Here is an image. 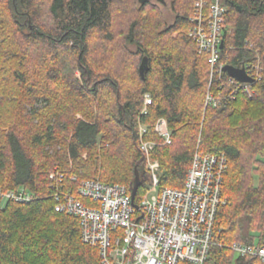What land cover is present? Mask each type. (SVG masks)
Listing matches in <instances>:
<instances>
[{
    "label": "trees",
    "instance_id": "trees-1",
    "mask_svg": "<svg viewBox=\"0 0 264 264\" xmlns=\"http://www.w3.org/2000/svg\"><path fill=\"white\" fill-rule=\"evenodd\" d=\"M221 1L220 62L254 68L250 93L225 69L211 77L209 54L189 35L195 0H173L172 23L152 1L0 0V187L38 196L0 206V264H101L79 218L56 211L49 173L62 169L73 190L99 178L132 193L138 168L139 202L150 183L141 124L157 143L162 186H185L197 149L226 153V202L206 264H264L231 248L264 243V0ZM209 91L217 104L207 103ZM162 116L171 144L155 130Z\"/></svg>",
    "mask_w": 264,
    "mask_h": 264
},
{
    "label": "built area",
    "instance_id": "built-area-1",
    "mask_svg": "<svg viewBox=\"0 0 264 264\" xmlns=\"http://www.w3.org/2000/svg\"><path fill=\"white\" fill-rule=\"evenodd\" d=\"M204 3L210 5V10L203 9ZM218 3L219 0L215 4L197 0L195 10L204 12L210 20L208 23L193 21L189 31L198 36L200 47L209 53L211 77L214 73L222 74L224 68L219 48L223 13L216 10ZM243 86L250 93L249 84ZM207 96L208 102L218 103L212 92ZM148 97L152 102L149 94ZM155 130L164 144L172 143L167 118L159 117ZM140 131V148L150 183L139 202L136 197L133 201L126 185L99 178L78 181L73 190L66 182L65 172L55 167L49 173L55 188V209L79 218L82 241L99 248L101 264H206L213 244L217 210L226 202L222 186L228 169L227 155L197 149L185 186H162L161 164L152 158L157 143L143 137L147 131L144 124L140 125ZM76 180L77 176L71 178L72 182ZM35 198L26 187H0V206L8 201L26 203ZM231 248L240 255L264 260V243L235 242Z\"/></svg>",
    "mask_w": 264,
    "mask_h": 264
},
{
    "label": "bare ground",
    "instance_id": "bare-ground-1",
    "mask_svg": "<svg viewBox=\"0 0 264 264\" xmlns=\"http://www.w3.org/2000/svg\"><path fill=\"white\" fill-rule=\"evenodd\" d=\"M152 1V0H151ZM196 1L197 0H195V3H196ZM217 2V0H212V3L211 4H215ZM205 6H206V3H204L203 4V9L205 10ZM194 7H195V4H194ZM216 7V10L218 11V12H221V13H223L222 14V17H223V21H222V25H221V31H220V42H219V48H220V51H221V48L223 47V46H221V44H223V35H224V32H225V28H226V24H225V14H226V12H227V7L222 3V1L221 0H219V3L215 6ZM196 9V8H195ZM209 10H210V8H209ZM209 20H210V18H208L207 17V15L204 13V12H200V11H198V10H195V13H194V15H193V17L191 18V22H192V25H193V21L195 22V23H197V22H199V21H203V23H208L209 22ZM203 23H201V24H203ZM192 27V26H191ZM190 31V30H189ZM189 35L191 36V37H193L195 40H196V42H197V46H198V49H199V51L200 52H206L207 54H209L206 50H202V48L200 47V43H199V38H198V36H193L191 33H189ZM258 67H259V65H257ZM225 67V66H224ZM242 68H244L245 69V67H242ZM223 70H224V68H223ZM246 70V69H245ZM246 72L249 74V76H251L253 79H254V81H255V76L253 75V74H251L250 73V71H248V70H246ZM234 79H236V80H238L239 82H241L243 85L244 84H249V86H250V84L252 83V82H245V81H240L239 79H237L236 77H234L233 75H231ZM246 89V88H245ZM208 97V96H207ZM206 101H207V98H206ZM207 103H210V102H208L207 101ZM165 118V117H164ZM158 120V119H157ZM140 133H141V131H140ZM140 140H141V137H140ZM21 187H23V186H21ZM32 192V191H31ZM38 196L36 195V198H37ZM35 198V199H36Z\"/></svg>",
    "mask_w": 264,
    "mask_h": 264
},
{
    "label": "water",
    "instance_id": "water-1",
    "mask_svg": "<svg viewBox=\"0 0 264 264\" xmlns=\"http://www.w3.org/2000/svg\"><path fill=\"white\" fill-rule=\"evenodd\" d=\"M141 3H145L147 1L151 0H139ZM223 46V44H221ZM149 69V59L147 57L143 58V61L140 66V72L143 78L146 77V71ZM225 70H227L231 75L239 79L240 81L245 82H253L254 79L249 76V74L246 72L244 68H236L232 65H226L224 67ZM144 183V179L141 177L140 171L138 168L135 170V178H134V184L132 186V198L135 202V197L137 195L138 189L141 186V184Z\"/></svg>",
    "mask_w": 264,
    "mask_h": 264
},
{
    "label": "rangeland",
    "instance_id": "rangeland-1",
    "mask_svg": "<svg viewBox=\"0 0 264 264\" xmlns=\"http://www.w3.org/2000/svg\"><path fill=\"white\" fill-rule=\"evenodd\" d=\"M152 2L158 4L161 7V9H162V11H163L168 23H172L175 20L176 13H175V11L172 8L173 0H152ZM129 47L133 51H135L137 49L136 45H134V44H130ZM77 75L80 76L81 75L80 72H77ZM148 94H149L150 98L153 99L149 92L145 93L143 112H146L148 110V106L152 103V102H149ZM38 105L40 106V103H38ZM145 109H146V111H145ZM77 117L78 118L82 117V114L81 113H77ZM153 159H156V158H153ZM160 164H161V162H160ZM161 172H162V168H161ZM257 182H258V177L256 176V183ZM235 255L237 257L239 255V253L236 252ZM233 264H236V261H234Z\"/></svg>",
    "mask_w": 264,
    "mask_h": 264
}]
</instances>
